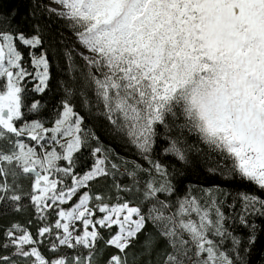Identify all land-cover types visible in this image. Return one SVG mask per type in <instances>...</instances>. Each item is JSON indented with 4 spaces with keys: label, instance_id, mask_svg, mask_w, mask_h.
<instances>
[{
    "label": "snow or ice",
    "instance_id": "6c2138e0",
    "mask_svg": "<svg viewBox=\"0 0 264 264\" xmlns=\"http://www.w3.org/2000/svg\"><path fill=\"white\" fill-rule=\"evenodd\" d=\"M53 2L62 6L58 14L71 22L88 53L83 56L90 69L86 78L107 119L150 167L133 165L128 171L132 188L113 185L118 192L139 194V203L119 196L110 203L107 193L91 192L93 182L114 176L120 166L107 149L96 146L90 168L76 171L89 134L67 101L54 127L38 120L24 123V85L34 77V91L44 92L49 59L44 51L30 52L35 71H29L18 48L41 47L39 35L0 31V201L19 211L26 195L39 221L35 234L20 224L5 231L0 264H97L100 242L114 249L104 264H129L141 235V250L155 264H243L241 240L227 227L230 217L213 190L205 189L200 198L189 192L172 204L169 171L148 154L156 126L168 128L171 116L180 136L186 129L219 154L223 163L210 171L239 177L264 192V0ZM38 108L33 102L28 111ZM180 143L178 136L165 151L183 161ZM140 172L151 177L143 187L136 179ZM22 179L30 181L26 191ZM236 199L240 214L231 219L254 231L248 216H264V198L242 192ZM149 223L153 234H147ZM101 229L108 230L107 238ZM49 237L54 257L40 250ZM248 243H255L254 235Z\"/></svg>",
    "mask_w": 264,
    "mask_h": 264
},
{
    "label": "trees",
    "instance_id": "16d2710c",
    "mask_svg": "<svg viewBox=\"0 0 264 264\" xmlns=\"http://www.w3.org/2000/svg\"><path fill=\"white\" fill-rule=\"evenodd\" d=\"M48 3L49 0H0V31L23 32L28 37L39 35L42 40V46L34 50L19 46L18 50L25 57L24 66L34 73L35 69L30 63V52L39 54L44 51L49 59L50 78L44 92L34 91L35 85L38 83L34 77H29L24 85L25 107L23 111L26 117L24 123L38 120L48 127L62 112L63 103L69 102L74 111L83 117L82 127L89 134L87 136L88 146L77 154L76 171L83 173L90 168L94 159L91 155L94 147L100 146L107 149L111 161L120 166L119 171L114 176L93 182L91 192L107 193L110 203H116L118 196L131 200L133 203H139V194L118 192L113 185L120 184L132 188L133 178L128 175V171L133 168L134 164H139L143 168H149L150 165L139 150L129 142L128 138L107 119L106 110L101 100L96 96L94 85L86 78L90 69L83 55L78 53L74 47V41L78 37L71 22L49 9ZM33 102H39V108L37 111L29 112L28 107ZM166 119L169 127L156 126L152 151L148 155L152 160L162 163L169 171V179L175 191L172 196L168 197V200L175 204L177 199H182L189 192L200 198L204 196L205 189H212L214 195L222 202V210L226 216L230 217L227 227L233 236L241 240L240 257L243 264H264V216L258 214L248 216L249 223L255 226L254 231L250 227L241 225L238 220L231 219V217H237L240 214L241 205L236 199L239 193L248 192L264 198V192H260L254 185L239 177L226 179L219 170L210 171V169L217 168L218 164L223 163L219 154L212 152L207 145L199 140L196 134L189 133L186 129L180 136V129L175 126L174 118L169 116ZM179 123H183V121L180 120ZM93 135L97 139H93ZM178 136L181 140L178 146L182 148L186 157L183 161L165 151L170 146V142ZM23 139L30 146H36V142L28 140L27 137ZM63 163L61 162V164ZM136 179L143 187L144 182L151 177L146 172H140ZM20 183L26 191L30 181L22 179ZM163 198L161 196V199ZM204 199L207 198L204 197ZM232 204H235V208L230 207ZM20 205V210L17 211L12 202L0 201V243L5 242L6 238L3 234L12 224L27 227L35 234L39 221L26 195ZM55 218L54 215L51 216L49 222ZM30 220L33 223L29 224ZM154 231V226L149 223L147 234H153ZM101 232L107 238L108 230L101 229ZM251 235L255 236V243L249 244L248 240ZM51 239L53 238L45 239L43 245L40 246V250L46 257L55 255L49 251ZM143 239L144 235H141L140 241ZM140 241L129 252V264H148L150 260L151 264H155L154 258H150L147 253L141 250ZM98 247L100 251L96 256L97 264H104L114 249L105 247L103 242H100ZM224 247L226 249L231 247V239L225 241ZM6 254L10 253L6 250Z\"/></svg>",
    "mask_w": 264,
    "mask_h": 264
},
{
    "label": "rangeland",
    "instance_id": "374dc122",
    "mask_svg": "<svg viewBox=\"0 0 264 264\" xmlns=\"http://www.w3.org/2000/svg\"><path fill=\"white\" fill-rule=\"evenodd\" d=\"M48 8L53 10V11H55V12H57V13H60V12L63 11L62 6L57 4V3H54L53 0H49ZM74 47H75L76 51L78 53H80L81 55H83V56L84 55H88V53H86L85 50L83 49V47L80 45V43L78 41V38L75 39V41H74ZM54 125H55V122L52 125L48 126V127L47 126H44V127L45 128H51V127H54Z\"/></svg>",
    "mask_w": 264,
    "mask_h": 264
}]
</instances>
